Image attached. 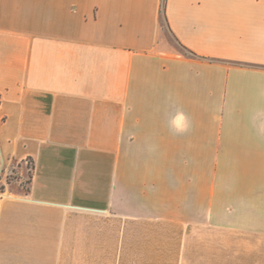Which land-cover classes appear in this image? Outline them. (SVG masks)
Returning <instances> with one entry per match:
<instances>
[{
	"label": "crops",
	"instance_id": "0c3cea01",
	"mask_svg": "<svg viewBox=\"0 0 264 264\" xmlns=\"http://www.w3.org/2000/svg\"><path fill=\"white\" fill-rule=\"evenodd\" d=\"M198 172L208 227L264 237V0H0V264H188L117 228L196 222Z\"/></svg>",
	"mask_w": 264,
	"mask_h": 264
},
{
	"label": "rangeland",
	"instance_id": "374dc122",
	"mask_svg": "<svg viewBox=\"0 0 264 264\" xmlns=\"http://www.w3.org/2000/svg\"><path fill=\"white\" fill-rule=\"evenodd\" d=\"M187 158V157H185ZM208 157V164L215 163L216 157H212L213 162ZM29 167L31 163L29 161ZM31 169L25 176L22 184L25 188L28 187L30 179ZM210 172H208V182L210 181ZM205 173L198 172L197 180V220L190 224L179 221H154L147 220L144 222L133 221V224L128 225L127 230L122 225L117 228V246L118 250L116 258L118 261H130L135 263L142 259L154 260L157 259V255L164 259H183L188 264H208V245H229V249L232 250L229 253L230 259L234 258H248L242 257L248 255L247 252L234 251L237 245H252L253 243L264 244V237L254 236L251 231L243 233L236 229H225L223 232L219 228L208 227V219H205L207 215L206 211V199L208 194L205 187ZM19 177L17 168H12L8 172V180L15 181ZM184 179V178H182ZM232 228H237V220H230ZM125 245L127 249L125 250ZM174 247H181L185 251L180 253L176 251H168ZM147 249L146 252H141L140 249ZM164 249L162 252L152 251L154 249ZM124 249V250H123ZM167 250V251H165ZM89 254V253H86ZM92 254V253H90ZM220 254V252H219ZM224 254V253H223ZM262 258H264V252H261ZM103 258V257H102ZM112 258V256H111ZM126 262H122L125 264ZM151 263V262H150ZM118 264H120L118 262Z\"/></svg>",
	"mask_w": 264,
	"mask_h": 264
},
{
	"label": "clouds",
	"instance_id": "9594fccd",
	"mask_svg": "<svg viewBox=\"0 0 264 264\" xmlns=\"http://www.w3.org/2000/svg\"><path fill=\"white\" fill-rule=\"evenodd\" d=\"M169 127L176 133H184L189 128V122L182 111H177L176 115L169 121Z\"/></svg>",
	"mask_w": 264,
	"mask_h": 264
}]
</instances>
